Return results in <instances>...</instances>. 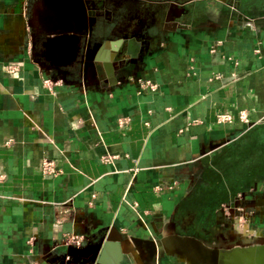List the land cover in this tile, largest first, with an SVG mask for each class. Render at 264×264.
<instances>
[{
	"label": "crops",
	"instance_id": "obj_1",
	"mask_svg": "<svg viewBox=\"0 0 264 264\" xmlns=\"http://www.w3.org/2000/svg\"><path fill=\"white\" fill-rule=\"evenodd\" d=\"M236 214L264 235V0H0V264H185L147 240Z\"/></svg>",
	"mask_w": 264,
	"mask_h": 264
},
{
	"label": "water",
	"instance_id": "obj_2",
	"mask_svg": "<svg viewBox=\"0 0 264 264\" xmlns=\"http://www.w3.org/2000/svg\"><path fill=\"white\" fill-rule=\"evenodd\" d=\"M78 19L77 26L70 30L74 34L73 38L83 34L87 28L84 15H80ZM91 34L92 25L89 23L88 35ZM117 43H119V40ZM93 57L100 59L98 54ZM230 238H233V234L230 235ZM147 242L152 245L156 254L164 247L168 253L177 254L185 264H264V235L262 234L252 241L237 240L226 245L211 243L190 235L161 237V239L147 240ZM112 246L117 251L118 258H122L118 243L111 242L108 239L104 243L97 244L94 249L96 256H93L98 259V263L105 261V253ZM80 250L78 247L69 246L68 254L76 256L77 253H80ZM70 261L76 262L77 260Z\"/></svg>",
	"mask_w": 264,
	"mask_h": 264
},
{
	"label": "built area",
	"instance_id": "obj_3",
	"mask_svg": "<svg viewBox=\"0 0 264 264\" xmlns=\"http://www.w3.org/2000/svg\"><path fill=\"white\" fill-rule=\"evenodd\" d=\"M213 50V49H212ZM14 66H9V70L13 71ZM59 80H53L52 78H44L43 79V85L49 89L53 88L54 85L58 84ZM138 85L141 89H151L155 90L158 86V84L150 79L146 78H138L137 79ZM237 117L241 121L248 122L247 114L245 110H240L237 114ZM234 120V116L228 112H220L216 115V121L217 123H229ZM118 125L120 127L124 126V120L123 118L118 119ZM104 160H108L109 156H103ZM40 170L42 174L46 176H54L59 173L60 169L56 165V162L54 159L43 156L40 160ZM84 240V236L77 233H64L62 237V243L67 246H75L80 247L82 242ZM30 264H38L37 262L33 261Z\"/></svg>",
	"mask_w": 264,
	"mask_h": 264
},
{
	"label": "rangeland",
	"instance_id": "obj_4",
	"mask_svg": "<svg viewBox=\"0 0 264 264\" xmlns=\"http://www.w3.org/2000/svg\"><path fill=\"white\" fill-rule=\"evenodd\" d=\"M249 218L250 217L248 216H244V214L230 215V221L226 222L220 220V218L217 221V217L215 216L214 219H212L211 224L208 225L209 227L207 230L204 231L202 239H206L208 235H214L216 232H221L222 236H226L227 232H230L233 234V238L230 240V243H234L237 240L243 242L252 241L257 237V235L253 229L251 231L247 228L248 225L253 223Z\"/></svg>",
	"mask_w": 264,
	"mask_h": 264
},
{
	"label": "flooded vegetation",
	"instance_id": "obj_5",
	"mask_svg": "<svg viewBox=\"0 0 264 264\" xmlns=\"http://www.w3.org/2000/svg\"><path fill=\"white\" fill-rule=\"evenodd\" d=\"M230 235H231L230 232H227L226 236H222L221 232H216L214 235H208L206 240L207 241L213 240V243L226 245V244H230V240H231Z\"/></svg>",
	"mask_w": 264,
	"mask_h": 264
}]
</instances>
